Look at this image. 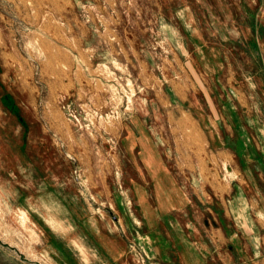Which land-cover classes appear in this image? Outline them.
<instances>
[{
	"label": "rangeland",
	"instance_id": "rangeland-1",
	"mask_svg": "<svg viewBox=\"0 0 264 264\" xmlns=\"http://www.w3.org/2000/svg\"><path fill=\"white\" fill-rule=\"evenodd\" d=\"M183 117H212L261 213L264 0H0V264H102L137 213L125 149L169 154Z\"/></svg>",
	"mask_w": 264,
	"mask_h": 264
},
{
	"label": "crops",
	"instance_id": "crops-1",
	"mask_svg": "<svg viewBox=\"0 0 264 264\" xmlns=\"http://www.w3.org/2000/svg\"><path fill=\"white\" fill-rule=\"evenodd\" d=\"M180 120L189 126L171 129L169 154L156 144H129L125 149L132 157L134 172H126V177L137 213L128 209L132 218L119 219L125 241L98 238L94 251L101 256L92 258L102 264H264V198L257 214L256 205L242 196L240 188L247 191L239 178L245 174L232 155L225 154L212 117ZM210 145L217 147L215 153ZM145 184L153 187L150 199ZM188 213L187 220L182 219ZM43 221L60 246L58 227ZM72 240L79 255V239ZM6 246L14 251L15 246ZM53 254L55 264H64L58 252ZM84 259L92 264L90 256Z\"/></svg>",
	"mask_w": 264,
	"mask_h": 264
}]
</instances>
